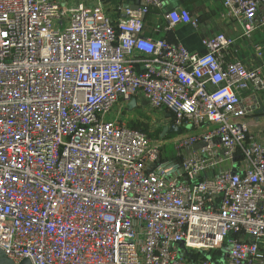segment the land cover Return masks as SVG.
Wrapping results in <instances>:
<instances>
[{"label": "built area", "instance_id": "obj_1", "mask_svg": "<svg viewBox=\"0 0 264 264\" xmlns=\"http://www.w3.org/2000/svg\"><path fill=\"white\" fill-rule=\"evenodd\" d=\"M222 4L241 37L264 33V0ZM162 6L114 23L101 4L0 0V249L13 264H216L215 251L264 264V132L245 123L264 75L230 59L224 34L202 53L144 36ZM165 19L198 28L184 9ZM139 95L181 129L171 158L166 140L108 120Z\"/></svg>", "mask_w": 264, "mask_h": 264}, {"label": "crops", "instance_id": "obj_2", "mask_svg": "<svg viewBox=\"0 0 264 264\" xmlns=\"http://www.w3.org/2000/svg\"><path fill=\"white\" fill-rule=\"evenodd\" d=\"M78 2H83L88 7L101 4L103 12L116 23L118 20L124 19V8L135 6L136 2L141 5L143 0H63V3L67 6H74ZM175 9L186 10L191 17L197 20L198 28L194 29L190 25H179L168 30L165 15ZM262 11H264V6L261 9ZM144 26V36L154 40L165 39L173 44H181L187 50L196 53L204 51L201 45L202 39L210 38L216 34H224L236 41L230 59L240 61L249 68H260L264 75V33L258 29L249 39L241 37V25L226 14L222 0H163L161 9H151L149 15L145 17ZM260 52L261 55L258 54ZM259 99V110L245 119L249 129L254 132H264V92L259 94ZM134 100L135 106L132 109L128 108V104L119 101L112 109L114 110L113 117L111 111L108 120H116L128 127L139 130V128L131 126L128 122L135 118V112L139 111V103L141 107L148 105L140 95ZM167 122L168 115H164L159 122L161 125L158 126L163 128L167 126ZM187 254L189 258L197 257L191 251H188ZM205 256L216 264H222L224 252H210L206 253Z\"/></svg>", "mask_w": 264, "mask_h": 264}, {"label": "rangeland", "instance_id": "obj_3", "mask_svg": "<svg viewBox=\"0 0 264 264\" xmlns=\"http://www.w3.org/2000/svg\"><path fill=\"white\" fill-rule=\"evenodd\" d=\"M139 111L135 112L134 117L132 120H129V124L131 126L137 127L145 131L147 134L150 135L153 139L159 138L160 134L162 133L163 128L158 126L161 125L160 120L163 119L165 112L163 111H151L148 106H142L139 103L138 104ZM113 111L111 113V116L113 117ZM186 129L189 131V127H186ZM176 135H166L164 137V140H166V147L163 152L164 158H171L172 155V145L168 141L170 139H175ZM161 140V139H160Z\"/></svg>", "mask_w": 264, "mask_h": 264}, {"label": "water", "instance_id": "obj_4", "mask_svg": "<svg viewBox=\"0 0 264 264\" xmlns=\"http://www.w3.org/2000/svg\"><path fill=\"white\" fill-rule=\"evenodd\" d=\"M139 3L136 2L135 6L133 7H126V8H131V9H137ZM128 108L132 109L135 106V100L130 101L128 103ZM180 135L181 134V129L174 125H167L163 127L162 133L160 134L159 138L164 139L166 135ZM0 264H13L3 253V251L0 249ZM20 264H31L29 259H24Z\"/></svg>", "mask_w": 264, "mask_h": 264}]
</instances>
